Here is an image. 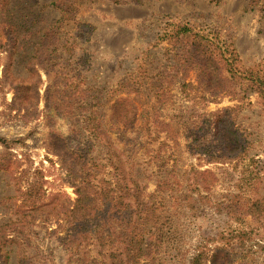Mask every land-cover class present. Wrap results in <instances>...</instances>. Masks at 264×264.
Segmentation results:
<instances>
[{
	"label": "rangeland",
	"instance_id": "rangeland-1",
	"mask_svg": "<svg viewBox=\"0 0 264 264\" xmlns=\"http://www.w3.org/2000/svg\"><path fill=\"white\" fill-rule=\"evenodd\" d=\"M51 1L0 0V232L11 237L0 236V251L8 263H69V236L81 223L73 182L92 167L98 185L136 181L153 204L144 264H191L205 244L230 264H264V215L249 209L264 203V103L247 91L233 114L247 140L239 164L189 151L180 115L238 100L217 88L205 55L198 62L187 40L172 38L189 25L237 55V67L264 75V0H76L75 18L55 30L65 46L50 44L40 57L41 35L61 17ZM182 82L196 85L193 100ZM105 247L89 239L72 264H111L116 247Z\"/></svg>",
	"mask_w": 264,
	"mask_h": 264
},
{
	"label": "trees",
	"instance_id": "trees-1",
	"mask_svg": "<svg viewBox=\"0 0 264 264\" xmlns=\"http://www.w3.org/2000/svg\"><path fill=\"white\" fill-rule=\"evenodd\" d=\"M113 1L116 4H126L130 0ZM256 1L258 3V0H253V3ZM51 5L60 11L61 17L49 31L41 35L36 52L40 57H43L42 53L48 51L50 44L55 48L58 44L59 48L65 46L60 44L59 33L55 30L64 28L68 21L75 18L77 11L76 0H52ZM80 26L87 25L84 23ZM172 38L177 41L187 40L186 45L190 47L188 52L197 58L198 62H202L201 58L205 55L207 63H210L215 70L214 82L217 88L221 87L225 94L238 100V104L233 107L208 114H188L186 117L181 114L187 149L192 153H203L209 160L225 163L236 161V164H239L243 161L242 153L247 156V148H245L247 140L244 133L236 126L233 114L244 106L246 99L244 93L247 91L256 93L264 103V75L253 69L237 67V55L229 53L227 56L225 50L218 51L212 39L201 32H196L189 25H178ZM214 59H217L221 66L217 65ZM34 69L33 66L29 68L30 72H34ZM202 69V71L208 69L206 64ZM180 87L185 98L190 97L191 90H197L192 82H182ZM200 97L209 102L207 96ZM190 129L191 131L193 129V132H190ZM229 135L233 140L232 145L230 143L232 140L228 139ZM88 169L87 175L81 176L79 182H73L77 197L72 214L81 223L76 225L74 232L69 236L72 257L68 264H72L74 255L76 256L89 239H96L103 252L106 243L116 247L114 251L110 250L113 259L111 264H144L147 256L145 231L156 216L153 204L144 197L143 189L138 182L134 181L133 186L117 182L115 187H111L110 181L107 182L102 178V182L109 186L98 185L96 181L100 182V179L97 180L96 172L92 167ZM249 209L254 216L264 215V203L259 199L253 200ZM250 234L248 231L239 230L237 237L244 240L247 236L251 238ZM0 236L3 240L11 238L3 229ZM2 244L5 245V242ZM218 250L217 248L210 254L212 249L207 248L206 244L199 246L191 264H230L227 256H224L223 261L221 260ZM0 260L1 264H9L7 251H0Z\"/></svg>",
	"mask_w": 264,
	"mask_h": 264
}]
</instances>
